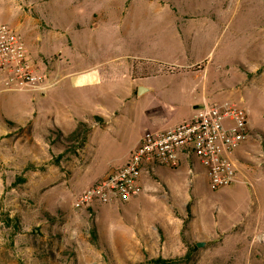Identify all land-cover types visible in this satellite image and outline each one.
Masks as SVG:
<instances>
[{"label":"rangeland","instance_id":"obj_1","mask_svg":"<svg viewBox=\"0 0 264 264\" xmlns=\"http://www.w3.org/2000/svg\"><path fill=\"white\" fill-rule=\"evenodd\" d=\"M194 24L211 29L205 36H186L191 61L203 60L210 103L242 108L261 152L251 162L253 170L232 187L215 189L206 176L196 184L191 177L179 181L191 192L195 218L187 231L189 251L170 259L264 264V0H0V27L17 30L43 70L96 63L104 64L98 77L113 73L112 80L93 82L92 97L82 95L79 77L61 84L67 94L57 102L52 94L61 85L47 97L0 92V264H152L127 261L132 246L130 234L118 226L122 205L94 204L83 211L74 205L93 176L114 164L138 136L152 132L150 115L175 114L182 101L189 103L192 74L171 76L157 67L158 76L137 84L155 92L139 87L133 97L129 87L155 56L156 45L173 43L181 29ZM82 50L90 52L85 61L77 59ZM203 80L197 79V97L203 95ZM154 94L163 96L165 107L151 102ZM175 94L185 97L167 98ZM35 112L42 131L30 124H9L13 132L2 131L1 124L34 120ZM93 115L107 124L100 126ZM78 119L92 127L79 159L81 140L70 138ZM84 170L91 178L83 177ZM191 239L209 245L196 246Z\"/></svg>","mask_w":264,"mask_h":264},{"label":"crops","instance_id":"obj_2","mask_svg":"<svg viewBox=\"0 0 264 264\" xmlns=\"http://www.w3.org/2000/svg\"><path fill=\"white\" fill-rule=\"evenodd\" d=\"M210 30L211 29L208 28V26L201 27L198 24L186 26L184 30L181 29L179 36H175L173 43L158 44L154 47L153 54L155 56H149V58H147L149 65H143L141 68L142 70L138 73V78L132 79L129 90H131L133 93V97H138L137 92L139 87L143 88V90L145 89L146 92H149L151 89L155 92V88L153 87L144 84H137L139 79L140 81H144L147 78L149 79L151 77L158 76L160 72L155 70L157 67H161L163 69L161 74L163 73L171 76H186V78L190 77L191 74L194 76L193 80L191 81L195 83V86L192 87L189 103L185 105L184 101H182L183 106H181V110H176L175 114L166 115L162 111L158 110L150 115L148 122L151 124L149 129L152 130L151 133L168 131L183 123H186L192 119L194 110L197 107L203 103L212 104L210 103L211 98L208 96L210 89L209 77H207L206 80L205 75H202L204 68H202V64L200 65V62L203 60H200V62L198 60H194L193 62L191 61L193 57H191L187 51L188 40L186 39V36L189 37L191 34L196 35L199 32L205 36ZM82 51V53L77 52V59L85 61L88 59L90 52L85 50ZM58 60L62 62L61 58ZM101 65L104 64L81 63L78 67L71 64H69L68 67L58 64V67L55 66V72H52V70H43L41 67L40 69L44 72L48 71L51 73L53 78H58L60 80L58 86L63 84V82L67 79L79 77L80 83H82V95L86 97H92L94 94L89 87L93 85V82L96 79H113V73L111 71L107 72V70L98 77L96 72ZM149 68L151 69L149 70ZM200 78L204 79L202 82L203 95L197 97L196 89L198 86H200V83L196 82L197 79ZM57 87H54L56 88L54 90L59 88ZM49 92L51 93V89H49L46 93H36H41L47 97ZM66 94V89L62 87L60 91H56L52 94V99L57 102L55 99L63 96V100L64 95ZM149 94H151V92ZM180 95H170L167 98H171V100L179 102L181 101V97H185L184 95ZM216 96L217 94L213 98ZM152 99V103L165 107L166 100L163 98V96L161 97L154 94ZM216 99L217 97L215 98V101ZM83 102L85 103V106L90 104V101L87 98L83 99ZM146 107L149 108L150 106ZM39 117L40 114L35 112L34 120H28L19 124H1V129L4 134L7 135L13 132V130L8 127L9 124L21 127L25 126L26 124H30L36 131H42V125L39 122ZM96 117L98 116L93 115V118ZM82 121L89 124L87 120L83 119H78L77 124ZM103 123V125H99L104 127L107 124L105 119H103ZM60 131L68 133L66 130L63 131L60 129ZM143 136V134L138 136L137 140L131 145L130 148L124 149L123 153H121L114 164L111 166L108 165L106 168H102L100 173L93 176L94 179H91V181L85 184V189L82 190L79 195H82L89 187L106 179L114 170L123 167L130 160L132 152L140 145ZM86 145L83 148V151L79 153L78 159L84 154ZM260 150L261 147L258 146L253 139H251L236 152V159L238 160L239 168V179L241 176L246 175V172L253 170L251 162L257 159L256 155L260 154ZM191 171H194L193 175ZM82 175H84L83 177L89 176V178H91V174L87 170H84ZM205 176L207 177V174L196 158L182 155L180 164L176 168L158 167L152 174H143L140 178V183L144 188H146V192H144L139 197L132 199L128 203H96L98 205H122L118 208L120 211L118 226L124 231V233L128 232L130 234L132 246V249L129 252L131 257L128 258L127 261L143 262L158 258L170 259L187 254L190 247L189 245L191 244L188 241L190 238L188 237L187 231L194 221L195 209L192 206L190 190L188 188L185 189V182L181 185L179 181H185L186 178H188L190 181L191 177L196 180V184L201 178ZM90 210H93V207ZM192 241H194L196 246L198 243H204L206 246L209 245L206 240L196 239Z\"/></svg>","mask_w":264,"mask_h":264},{"label":"built area","instance_id":"obj_3","mask_svg":"<svg viewBox=\"0 0 264 264\" xmlns=\"http://www.w3.org/2000/svg\"><path fill=\"white\" fill-rule=\"evenodd\" d=\"M59 83L32 60L17 30L0 27V92L46 93ZM251 137L242 108L231 102L203 103L194 110L190 121L168 131L146 133L130 160L85 190L74 207L83 211L96 203H128L146 192L140 183L143 174H152L158 167L176 168L182 155L198 160L213 188L232 187L239 181L236 152Z\"/></svg>","mask_w":264,"mask_h":264},{"label":"trees","instance_id":"obj_4","mask_svg":"<svg viewBox=\"0 0 264 264\" xmlns=\"http://www.w3.org/2000/svg\"><path fill=\"white\" fill-rule=\"evenodd\" d=\"M96 120H98V123L100 125H103V119L96 117ZM92 131V127L89 126L88 123L82 121L79 122L78 124V128L72 133L70 138H76V139H80L81 141V148L83 149L88 141V138L91 134ZM63 156V155H62ZM61 156V157H62ZM94 236L96 237V233L94 234ZM97 238V237H96ZM189 254V253H188ZM182 259L177 258V259H163V258H158V259H154L151 260L150 263L152 264H177L181 261Z\"/></svg>","mask_w":264,"mask_h":264},{"label":"water","instance_id":"obj_5","mask_svg":"<svg viewBox=\"0 0 264 264\" xmlns=\"http://www.w3.org/2000/svg\"><path fill=\"white\" fill-rule=\"evenodd\" d=\"M141 90H143V88H141ZM201 246H202V244H201ZM201 246H200V247H201Z\"/></svg>","mask_w":264,"mask_h":264}]
</instances>
